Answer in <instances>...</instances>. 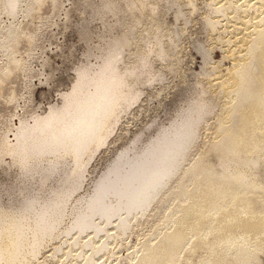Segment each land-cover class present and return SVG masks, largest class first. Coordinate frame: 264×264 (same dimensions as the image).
Here are the masks:
<instances>
[{"label":"bare ground","instance_id":"1","mask_svg":"<svg viewBox=\"0 0 264 264\" xmlns=\"http://www.w3.org/2000/svg\"><path fill=\"white\" fill-rule=\"evenodd\" d=\"M122 1V7L126 8L124 10L128 8L132 11L136 8L137 14H134V10L131 14L137 23L144 19V13L153 15L152 12L160 9L159 6L157 9V3L148 6V0ZM177 1L167 0V6H162L170 9L174 5L177 6ZM208 1L209 10L203 14L207 25L204 27H209L211 32L217 30L216 38L220 42L225 40L228 43L235 37V48L232 51L229 49L231 57L227 55L232 59L231 68L226 67V75L216 80L213 78L212 83L209 81L206 84L207 79L204 78L206 85L200 88L198 96L194 95V100L188 102V105L183 101L187 106H184V109L180 107L181 112L172 120L169 119L171 121L168 125L155 129L157 133L155 132L156 134L142 146L137 147L136 141L133 140L131 146L120 149L94 179L91 193L78 198L79 195H74L77 199L74 206V200L71 202L72 208L71 195L80 186L90 158L113 133L116 124L121 120V113L139 99L144 88L141 91L138 83L155 79L157 71L154 72V66L152 68V57L163 59L169 54L167 49L170 48H165L168 42L165 44L166 40L163 41L165 36L170 40V33L177 34V30L182 32L183 27L181 26V30L178 28L172 31L168 28L167 31L164 23L157 24L145 41V47H133L135 59L130 62L124 60L123 63V51L126 46L128 48L131 45L129 35L133 33L136 23L130 25L126 21V29H122L121 34L113 35L107 43L105 42L106 45L102 46L100 53L95 55L94 63L87 58L76 68V76L71 86L60 92L58 102L48 103L40 113L31 108L32 111L29 109L28 114H23L27 110L18 116V123L13 124L10 121L5 124L0 132V164L18 165L16 171L20 170L22 177L28 182V177L38 174L37 183L40 187H43L51 176L59 173V177L49 186L47 194L39 193L38 190L33 192L29 189L31 185L28 187L27 184H21L17 188L21 195L19 198L17 196L18 199H15L14 203L5 205L0 202V264H39V257L48 245L51 247L48 254L52 264H108L104 258L108 259L117 254L114 245L127 246L129 240L126 242L125 237L131 234L135 227L139 228L140 225L141 228L143 217L148 228L145 232H138L140 236L133 245L131 244L132 248L128 249L130 252L127 256L124 255L128 259L126 264H263L264 261L262 262L260 257L264 253V182L254 175V169L262 162L259 148L263 146V140L256 139L252 134L263 132L264 127L255 124V117L248 116L245 112L241 115V130L245 134L246 127L250 125L249 141L237 134L239 130L235 134L229 127L233 114L242 110L245 99L243 96L255 94L259 90L262 95L260 98H264V0ZM21 2L25 3L24 13L29 15L38 0H0V15L7 13L15 16ZM119 2L120 0H103V3H100L105 9L112 11L113 15V12H117L116 8L121 6H118ZM187 2L194 8L192 0ZM56 3L57 0H52V5ZM186 6L189 5L186 3ZM146 7H149L148 11L145 10ZM174 10L172 16L176 20L184 14L179 6ZM108 13L110 12L106 14ZM219 17L227 19L225 25L222 21L220 23ZM14 21L4 24L0 18V46L6 56L4 57L7 58L4 65L0 66V82L3 81V76L14 68L11 65L20 63L14 54V47L26 31L18 21ZM119 21L114 20L113 23ZM180 21L183 22V19ZM229 23L231 25H228ZM218 24H222V28L218 29ZM240 26L244 29L243 33L239 32L241 36L238 34L239 36L232 39L222 36L229 28L236 30ZM183 30L185 31L184 28ZM133 35L135 38L134 33ZM131 39L134 40L132 37ZM210 49L211 47L203 53L204 60L211 52L208 53ZM250 51L254 55L251 61L248 58ZM23 65L24 62L20 68L28 78L30 68L27 64ZM215 65L218 66L216 63ZM214 67L211 65L210 72ZM256 67L258 71L255 73ZM203 73L209 74L206 71ZM257 73L260 85L258 89L254 85ZM213 86L229 96L215 117V124L212 125L214 128L210 130L213 132L212 137L210 133V139H206L205 144L200 142L205 148H198L197 143L201 141L200 130L211 124L208 123L209 114L213 112V107H216L217 101L211 96H205L211 94L209 89ZM254 110L260 118L263 117L262 105L255 104ZM221 136L226 137L225 142L233 149L243 148L244 154L239 156L229 149V152L224 154L221 152L216 164L224 175L244 187L219 192L212 182L208 183L212 186L209 187L212 188L211 196L219 199L218 202L209 204V192L204 190L202 193L203 189L207 188H204L203 182L209 181L204 173L207 170V157L220 149ZM2 168L4 171V167ZM19 177L18 179H23ZM208 184L205 186H209ZM12 186L14 187V184ZM191 186L194 187L193 192L187 194ZM9 191L6 189L5 192L10 195ZM190 199L191 205H188ZM209 199L211 201L210 197ZM257 199L261 200H258L261 205H255ZM162 202L164 204L160 205ZM154 209L157 210L155 214L151 213ZM147 217L152 219L148 221ZM139 231L141 232V229ZM162 234V239L156 241ZM42 256V259H47L44 254ZM114 258L119 262V256Z\"/></svg>","mask_w":264,"mask_h":264},{"label":"rangeland","instance_id":"2","mask_svg":"<svg viewBox=\"0 0 264 264\" xmlns=\"http://www.w3.org/2000/svg\"><path fill=\"white\" fill-rule=\"evenodd\" d=\"M101 1L103 3V0H57V3L52 5V0H38V2H36L34 4L33 10L30 11L29 15L24 13L23 10H24V6H25L24 4L25 3L21 2V4L18 7L19 11L17 10L18 13H16L15 16L14 15L11 16L10 14H7V13H6L7 15L5 13H2V15H0V18L4 24H7L6 22L13 21V20H15L14 21L15 23H17V21H18V23H20L21 26L23 27L22 29L27 32V33L25 32V34L21 35V37L18 41V44L14 47V49H15L14 54L20 63H17L16 65H11L14 68L12 69V71L10 73L3 76V78H2L3 81L0 82V132L4 128L5 124H7V122L11 121L10 123H13V124L18 123V120H17L18 116L23 115V114H28L29 111L30 110L32 111L33 108H34L33 110H35L37 113H40L43 111V109L46 108V106H48V103L58 102L60 100V92L66 90V88L71 86V83L74 80L73 78H75V76H76V68L78 66H80L82 63H84L87 60V58L91 62L94 63L96 61L95 55H98L100 53V51L102 50L104 45H106V43L109 41V39H111L113 37V35L116 36L118 34H121L122 29H126L125 25H127V24L133 25L134 22L137 23V21H135V17L133 16V14H131L135 11L136 8L133 9L134 11L133 10L131 11L128 8H127V10H124V9H126V8H124L125 7L124 2L122 0H120V2H119L120 4L118 6H120L123 2L124 7H122L123 5L120 6L121 9H120V7H117L119 10L116 8L117 12H113L114 14L112 15V11H110L109 9H105L103 4L100 3ZM149 1H150V3H148V6H149V4L157 3L156 7L158 9V6H159L160 9H158V10L156 9L157 10V11L155 10L156 12H152L153 15L149 14V12H148L149 15L148 14L146 15V13H144L145 17L144 16L142 17V18H144V19H141L142 22L140 21L137 24L136 23L134 24L133 27H135V28H133L134 30L133 29L132 30H133V33L135 34V38L133 37L134 35L131 32V35H129V39L131 41V45L132 44L133 45L132 46L130 45V47H128V48H127V46L124 48V51H123L124 55L122 54L123 57L125 56L124 58H122L123 63L130 62V61L135 59L134 48L135 47L136 48L137 47L138 48L145 47V41L150 37L152 28L155 27L157 24L164 23L165 25L163 24V26L165 28L167 27L166 28L167 31H168V28H171V31H172V29L173 30L174 29L177 30L178 28L180 29L181 26L185 29V31L183 30V28H181L182 32L177 30L178 31L177 34H171L170 33V40H169V37H167V36H165V39H163L164 37L162 38L163 41L166 40L165 44H166V42H168L166 45L170 46V47L165 46V48L166 47L170 48V49H167L169 51L168 56H165V58L163 57V59L158 58L156 56L152 57V60L154 58V60L152 61V63H153L152 68L154 66V68H155L154 72L157 71L156 75H155L156 76L155 79L151 80L149 82H142L144 85L142 83H138L137 86L141 89V91L144 88L143 91L141 92L142 94H140V96H139V99H138L139 101L137 100L135 103L131 104L129 106V108H127L124 112L121 113V120H119V122L116 124V126L113 130V133H111L110 136H108L106 142L104 144H102L101 146H99V148L94 152V154L90 158L88 164L86 165L87 169H85L84 177L81 181L80 186L78 188H76V190L71 195L70 205L73 203V206H74L76 204V199L78 197H82V195L84 197V196H86V194L88 195V193L89 194L91 193L94 179H96V176L98 177L100 172H102L104 170V167H106V165L110 162V160L112 158L114 159V156H116V154L118 153V151H120V149L122 150L126 147L131 146L133 144L132 143L133 140L136 141L135 144L137 147L142 146V144L147 142L149 139H151L157 133V130L159 128H161L162 126L168 125L170 123V121L176 116V114L181 112V110L185 108L184 106H187L189 104L188 102H192V100H194L195 96H198V94L200 93L199 90H201L200 88H203L205 83L207 84V82H209V81L212 83L213 78L216 80V79L220 78V76L221 77L225 76L228 68H231L230 66H231V60L232 59L229 58V56L231 57V55H230L231 52L229 53V51L230 50L232 51V49L235 48L236 41L235 40L233 41V39L235 38L234 36H239L240 35L239 32H242V33L244 32L243 26L238 27L236 30L229 28L227 30V32L225 31L224 33H222V36H227V37H224L225 39L228 37H231V39H232L234 37L232 39V41H230L231 43L230 42L227 43V41H225V40H221V42H220V40H218L216 38L218 35L217 30H216L217 32L215 30L214 31L212 30V32H211V29L209 27H204V25H206V24L204 22V15L203 14H205V12L207 13V11L209 10V6L207 5L209 3L208 0H192V3L196 6V7L194 6V8H191L192 6L190 4H188L187 0H185V1L184 0H178L177 6H179L180 9L182 11H184L183 13L186 16L183 14V15L179 16L177 20L174 19L175 18L174 16H172V14H174L173 10L174 9L176 10L177 6L174 5L170 9H167V8L165 9V7L167 6V3H166L167 0H165V1L164 0H148L146 2H149ZM185 2L189 6H186ZM180 4H181V6H180ZM162 5H164L165 7L163 8ZM148 8L149 7H146L145 10L148 11ZM100 9H102L103 11ZM164 10L165 11L167 10V11L165 12ZM122 11H125V12L123 13ZM147 11H145V12H147ZM163 11L165 12V14ZM189 11H190V13H189ZM97 12H99V13L97 14ZM105 12L106 13L110 12V13L106 14ZM118 12H121V13L118 14ZM94 13H95V15H94ZM154 13H156V14H154ZM104 14H106V15H104ZM127 14L128 15L130 14L131 16L129 17ZM134 14L136 15L137 11H135ZM97 15L99 18L102 15L101 19L96 17ZM115 15L118 18L114 17ZM187 15L189 18H187ZM92 16H94V17H92ZM103 16H104V19H103ZM120 16H122V18H124L123 21H122V18ZM163 16L164 17L166 16L165 19ZM125 17L127 20H125ZM97 18L99 20H97ZM120 18H121V20H120ZM219 18H220V23L222 21V23L225 25L226 23H224V22L227 19H225L224 17H222V18L219 17ZM105 19H107V20H105ZM182 19H183V22L180 21ZM185 19H186V21H185ZM104 20L106 23L104 22ZM114 20L117 22L120 20L122 22L119 21V23L115 22V24H114L113 23ZM126 21H127V24H126ZM108 22H109V24H108ZM183 24H185V25L183 26ZM109 25L112 27H110ZM218 25H219L218 29L222 28V24L221 25L218 24ZM228 25H231V23H229ZM148 29L150 30V32H148L149 31ZM169 31H170V29H169ZM179 32H180V34L181 33L182 34L180 35ZM109 35L111 37H109ZM104 36H106V37H104ZM107 36H108V38H107ZM101 37L102 38L104 37V38L102 39ZM131 37L134 39L133 41H132ZM171 38H172V40H171ZM175 41H176V43H174ZM142 43H143V45H142ZM169 43H170V45H169ZM171 43H173L172 44L173 46L171 45ZM213 46H215V48ZM210 47H211V49L208 51V53L211 51L209 53V55L211 54V56L208 55L206 57V59L204 60L203 53L207 49H209ZM87 50L90 52H88ZM132 50L134 53H132ZM2 53H3V50L0 46V66L1 67L6 62L5 59H7V58H5L6 57L5 54L4 53L2 54ZM170 53H172V56H170ZM249 54H250V57H248V58L251 61L253 59L254 55L251 51L249 52ZM223 55H225V56H223ZM227 55H229V56H227ZM224 57H228V58H224ZM209 58H211V59H209ZM159 59H162V60H159ZM124 60H125V62H124ZM206 61H208V63H205ZM22 62H24V65L27 64L28 65L27 67L30 68V70L28 71V73H30V75H29L30 77H28V78L25 75V73L22 72V70L20 68V65ZM215 63L218 65L217 67H216ZM120 64H121V62H120ZM211 65L212 66L214 65L217 69L214 67V68H212L213 71L210 72L211 71V69H210ZM226 67H228V68H226ZM225 68L227 70H225ZM202 69H203V71H201ZM204 71L208 72L209 74L212 73V75L211 74H210L211 76L209 74L203 75ZM257 71H258V68L256 67L254 72L256 73ZM164 72H166V73H164ZM164 74H165V76H164ZM204 76H206V77H204ZM256 76L257 77H255V79H254L255 80L254 85L257 86L256 88L258 89L260 86L258 83L259 73H257ZM201 78L203 80H201ZM204 78H205V80L207 79L208 81L207 80L205 81ZM197 79H198V81H197ZM199 80H201V81H199ZM196 81H197V83H194ZM204 81H205V83H204ZM198 82H199V84H198ZM9 84H10V86H9ZM29 85H30V87H29ZM139 85H141V86H139ZM195 85H196V87H195ZM196 88H198V89H196ZM209 90H210L209 93H211V94H209V95L205 94V96H207V97L211 96L214 99V101H217V102L215 105L216 107H213L214 109H212L213 112H211V114H209L208 123L210 122L211 124H209L208 126H210V127L205 126V128L202 127L203 130H200V132H201L200 135L201 136L203 135V138H201V136L199 135V138L201 139V141L198 139L199 140L198 143L196 142L198 148H201V146H203L205 148L204 144L206 143L205 142L206 139L207 140L210 139V135L212 137L213 132H210V130L212 131V128H214V126H212V125L215 124L214 123L216 121L215 117H217V113L220 112V108H222V104L226 100V97L229 96V95H227V93L224 94L223 92H219L214 86L211 87ZM213 90H214V93L212 92ZM260 95H261V93L259 92V90H257L255 92V94H252V95L249 94V95L243 96V98H245V99H243L244 102L242 103V107H241L242 110H240V112H237L236 114H233L232 119L230 120L231 126L229 128L231 129V132L236 134V132L239 130L237 132V134H241L246 139V141H249L251 139V132H250L251 128H250V125H248L246 127L247 130H246L245 134L241 130V128L243 126L242 125L243 122L241 120L242 119L241 118L242 112H245L248 116L255 117V119H254L255 124H258V125L264 127V115H263V117L260 118L258 113H256V111L254 110L255 104H259L260 106L262 105L264 107V100H263L264 98L262 97V99H261L260 97L262 95L261 96ZM255 96H257V97H255ZM191 97H193V99H191ZM187 98H189L190 100ZM185 99H187V100H185ZM183 101H186L187 105H186V102H183ZM262 101H263V103H262ZM246 108H247V110H246ZM25 111H27V112L23 113ZM255 114H256V116H255ZM169 119H171V120H169ZM206 127H208V128H206ZM155 129H157V130H155ZM208 129H209V131H206ZM213 131H214V129H213ZM207 132H208V135L210 133L211 134L208 136ZM252 135H255L254 137L256 139L260 138L263 140L262 141L263 146L260 148L264 151V149H263L264 148V131L263 132H255ZM262 135H263V137H262ZM11 138H12V136H11ZM224 138H226V137L221 136L219 138V140H220V145H219L220 149L218 150L219 152L216 151L217 154L215 152H212V154L210 153V155L207 157L208 158L207 159L208 162L206 164L207 170L204 174L209 179L210 182L209 181L203 182V183H205V184H203L204 188H206V187L207 188L203 189V191H202V193L205 191L209 192V193L206 192L207 196L210 194V192H211L210 190L212 189V188H209V187H212L211 185H209V184H211V182L213 184V187H215V189H217L216 191H219V192L233 190V189H236V187L238 189H242L244 187L241 184L238 185V182L236 183L235 181L230 179L229 176H226V174L224 175V172L221 171L220 168L218 167V164H216L219 161L218 160L219 155L222 154L221 152H223V154H224L225 152H229V149L232 153H234L236 155L241 156L242 154H244L242 151L243 148H241V149L238 148L237 150L233 149L230 145H228L225 142L226 139H224ZM200 142H203L204 144L200 143ZM222 146H223V149H221ZM260 148H259V152L261 151L260 152V160L262 159L261 160L262 162H260L259 166L254 169V175L256 178H258L259 181L263 180L262 182H264V154H263L264 152H262V150ZM227 149H228V151H227ZM215 155H217L218 157L217 156L215 157ZM7 159L8 158H6V160ZM13 165H15V166H13ZM1 166L4 167V171L2 170L3 168ZM10 166L12 168H10ZM17 167H18V165H16V164H10L8 166H7V164L6 165L2 164V163L0 164V202L2 201L5 205L10 204V203H14L15 199L17 200L20 197L19 195H21V194L19 193L17 188H19L21 184H22L21 186H23L24 184L25 185L27 184L26 186H28V187L31 185V187H29V189L32 190L33 192L38 190L39 193L43 192L42 194H47L49 192V190H48L50 188L49 186L52 185V182L54 183V179L56 177H59V173H58V175L55 174V175L51 176L52 178L50 177L48 179V181H46V183L49 182L48 185H46V183H45L43 187H40L39 184L37 183L38 182V177H37L38 174H34L33 175L34 178L31 176L28 177L29 179L25 177V179L29 180V182H30L29 183L27 180L26 181L24 180V177H22L23 175L20 173L19 169H18L19 171H16ZM5 169H6V171H5ZM6 172H7V174H6ZM17 172H19L20 175ZM222 172H223V174H222ZM256 172H259V174L257 175ZM19 176H21V178H23V179H18V178H20ZM85 177H86V179H85ZM32 179H33V181H32ZM15 180H17V181H15ZM22 180L25 182H23ZM13 184H14V187L12 186ZM207 184L209 186H205ZM43 188L46 190L44 191ZM6 189L10 190L9 191V192H11L10 195L5 192ZM40 189H42V191ZM193 189H194V187L191 186L188 193L187 192L186 193L189 194V192H193ZM15 190H16V192L14 193ZM74 195H76V196L79 195V196H77V198H75ZM17 196H18V198H17ZM188 196L189 195H187V197ZM209 197L211 198V201H209L210 200ZM204 198H206V197H204ZM207 198H208V200L207 199L206 200L208 201L207 203H209V204L214 203V202L216 203L219 201V199H217L218 200L217 201L214 197H212L211 194ZM12 200H14V201H12ZM258 200H260V199H257L255 201L256 206L261 205V203H260L261 200L260 201H258ZM162 204H164V203L162 202L160 205H162ZM187 204L191 205V199H190V201L188 200ZM73 206L71 205L70 208H72ZM156 209H154V211H152L151 213H154V212L156 213V211H157ZM192 217H193V215H192ZM150 218L151 217H149V218L147 217L148 221H150L152 219V218L151 219ZM144 219L145 218L143 217L141 220L142 221L141 222V228L139 225L141 232L139 231L140 229L137 226V227H135L136 229H134L132 232H130L131 234H129L125 237L126 242L129 240V243L127 242V246L123 245L124 247L123 246H119V247L116 246L115 247V245H114V251L116 248L115 252H117V254L112 255L111 258H108L110 260L106 259V257H105L104 260L106 261V263H108V264H118V263L119 264H122V263L126 264L127 263L128 259H126V257H124V255L126 254V256H127V253L130 252V250H131L130 248H132L131 244L133 245L135 243L136 239L140 236L139 233H142V231L145 232L147 230L146 228H148V226H146V223L144 222L145 221ZM192 220H193V218H192ZM142 228H143V230H142ZM162 237H163V234L160 235L156 239V241L161 240ZM142 238H144V237H142ZM131 241H133V242L131 243ZM48 246L49 247L48 248L46 247L44 249V251L42 252V255L44 254V258L47 257V259H42L43 256L41 255L39 257L40 258L39 264H42V263L43 264H52V262H51L52 260L50 259V256L48 254L51 251V249H50L51 247H50V245H48ZM128 249H130V250H128ZM118 250L121 252H118ZM126 250H128V251H126ZM47 254H48V256H47ZM260 255H262V254H260ZM260 255H259V257H260ZM113 256L114 257L119 256V262L117 261V258H114ZM260 259H262L261 260L262 262L264 261V253L260 257ZM45 260H46V262H45ZM49 260H51V261L49 262ZM125 260H126V262H125ZM263 264H264V262H263Z\"/></svg>","mask_w":264,"mask_h":264}]
</instances>
